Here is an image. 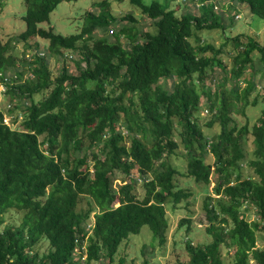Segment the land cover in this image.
Listing matches in <instances>:
<instances>
[{
    "label": "trees",
    "instance_id": "1",
    "mask_svg": "<svg viewBox=\"0 0 264 264\" xmlns=\"http://www.w3.org/2000/svg\"><path fill=\"white\" fill-rule=\"evenodd\" d=\"M62 1L72 0H25L26 28L15 40L44 38L54 55H62L64 49L79 51L76 73L64 65L53 78L47 56L39 52L31 61L24 56V64L17 63L12 42H3L0 34V83L8 79V94L17 99L16 103L10 99L6 113L12 122L22 118V128H13L0 110V264H101L103 260L110 264L121 243L140 234L144 225L152 230L153 241L165 244L166 204H179L192 194L175 182L180 168L171 156L180 145L188 159L184 174L209 185L216 173L219 196L216 204L209 196L204 205L212 241L196 246L187 241L190 259L182 264H226L223 246L234 250L232 264L253 260L264 264V249L257 247L256 235L264 231V109L252 130L247 123L239 126L232 116L264 102V43L252 34L227 38L236 51L228 71L220 58L225 44L217 48L199 38L190 41L195 27L225 28L223 20L211 18L217 14L210 1L202 2L211 8L202 15L178 16L156 0L149 4L129 0L156 30L138 31L134 25L116 32L111 28L114 40L105 35L94 38V30L108 32L117 22L106 1L100 3L99 14L88 12L87 26L80 33L62 35L41 27ZM235 1L264 19V0ZM125 18L136 21L131 14ZM121 36L128 39L127 46ZM26 64L31 76L24 80ZM215 66L227 74L212 86L207 83L212 80L208 70ZM248 67L249 76H244ZM257 74L263 78L260 90ZM48 90L35 101L36 94ZM203 97L206 111L212 114L207 126L218 124L220 129L211 140L197 115ZM207 150L213 162L207 161ZM244 164L255 177L243 174ZM116 172L134 174L117 191ZM139 177L146 189L143 199L134 193ZM82 195L92 199L86 210H78ZM245 204L256 208L253 223L242 212ZM10 209L23 213L21 222L3 227ZM180 224L187 231L191 228L189 218ZM44 240L50 249L40 253L38 246ZM84 249L87 258L82 261Z\"/></svg>",
    "mask_w": 264,
    "mask_h": 264
},
{
    "label": "rangeland",
    "instance_id": "2",
    "mask_svg": "<svg viewBox=\"0 0 264 264\" xmlns=\"http://www.w3.org/2000/svg\"><path fill=\"white\" fill-rule=\"evenodd\" d=\"M106 1L109 4V11L112 16L117 18V22L110 27L108 32L102 29L94 30V38L105 35L109 39L114 40L115 36L111 33V28L116 32L121 27H128L134 25L138 31L150 30L155 31V26L151 20L142 13L141 9L132 4L129 0H72L62 1L50 14L49 20L40 24L45 29L54 28V31L62 35H70L80 33L83 27L87 26L86 16L88 12L92 11L95 15L99 14L102 10L100 5L101 2ZM154 0H144L146 4L151 3ZM161 2L163 5L174 9L175 13L180 16L187 12H193L199 16L204 11H209L212 7L214 12L217 14L211 18L216 20H223L225 28L222 26L210 27L204 26L201 29L194 28L195 33L191 36L190 41H195L199 38L204 43H211L217 48H221L224 44L222 51L224 53L220 55V58L226 65L228 71H230L234 65L233 59L236 55V51L233 48L232 42L227 38L231 39L238 34H252L257 36L260 43H264V19L251 12L249 6L245 3L236 2L235 0H197V4L192 0H156ZM203 1H210L211 4L209 9L203 7ZM201 5V6H198ZM26 13L25 0H0V34L3 42H12L11 53L18 58L17 63H22L24 56H28V61L34 59L36 52H39L41 56L46 55L51 70L52 77L55 78L62 66L66 65L70 72L76 73V59L81 58L79 51L75 50H63L62 55H54L49 50V41L41 37H33L28 41L15 40L21 32L26 28L24 16ZM127 14L133 15L136 21H130L125 18ZM123 18V19H122ZM155 29V30H154ZM121 42L123 45H128V39L125 36H121ZM93 43V41H90ZM43 52V53H42ZM46 52V54H45ZM43 54V55H42ZM68 54L67 58L65 55ZM73 55V56H72ZM256 59V52L254 53ZM20 59V60H19ZM258 60V59H257ZM257 63V62H256ZM24 64V63H22ZM29 64L23 67L27 69L24 73L25 77L31 76ZM258 65V64H257ZM258 67V66H256ZM250 68L246 71L244 76H249ZM208 77L212 80L207 82L214 86L216 82L221 80V76L227 74L221 67L215 66L214 69L208 70ZM261 75H256L257 88L260 90L262 83L260 80ZM263 79V78H262ZM22 80V79H21ZM172 82L167 84L170 88ZM229 85V84H228ZM245 85V82L242 84ZM5 89V90H3ZM8 84L0 83V110L4 112L7 124L13 128H18L22 120L18 117L17 122H12L11 117L6 113L8 104L12 100L16 103L17 99H12L8 94ZM50 90L38 93L34 96L35 101L40 100L49 93ZM254 92L251 96V100L256 96ZM11 99V100H10ZM15 100V101H13ZM262 100V99H261ZM11 102V103H12ZM207 100L203 97L201 100L200 111L197 114L199 122L208 140H211L212 135L219 132V125L210 128L207 123L212 118L211 112H207ZM264 109V102L260 101L257 105H248L245 112H233L232 116L236 119L239 126L248 124L249 129L252 130V126L258 122ZM14 113H17L16 111ZM20 113V112H19ZM18 114V113H17ZM22 128V127H19ZM175 132V137L178 139ZM87 144L89 142L87 141ZM129 145V142H128ZM248 149L252 153L254 149L253 137L248 135ZM206 159L208 162H213L214 158L209 150L205 152ZM162 161V160H161ZM161 161H157L156 165H159ZM173 164L177 165L180 170L175 176L176 184L183 188L185 191H191L192 194L188 200H184L179 204L169 202L166 204L167 216L169 219V230L167 234V241L165 244L160 245L157 241H153V232L149 225H144L140 234H132L124 240L116 255L115 259L110 264H182L190 259L189 251L186 248V242L191 241L193 245L206 244L212 241V237L206 231L209 221L206 216L204 208L205 201L209 196H212L213 203L216 204L219 196L215 189L218 182V175L213 173L211 176L210 184L204 182H196L193 178L188 177L184 174L187 166V155L182 145L179 146L175 155L171 156ZM91 163V162H90ZM92 164V163H91ZM244 175L255 177V173L252 168L248 167L247 164L243 165L242 170ZM183 173V174H182ZM131 179L129 176L121 172H116L113 178V187L117 191L120 184L126 180ZM134 193L139 199H143L146 194L144 182L137 181ZM92 199L87 195L80 196L78 210H86L89 206H92ZM118 205L117 201L116 204ZM242 212L249 222L257 220L256 208L252 205L245 204L242 208ZM94 212L92 213V216ZM23 213L17 209H10L4 214L5 224L3 225H19L22 219ZM183 218H189L191 220L190 230H186V226H181L180 221ZM257 247L264 249V231L257 232ZM87 244L84 246L86 247ZM50 249L48 241L44 240L38 246L40 253H47ZM76 255V258H80L82 255V261L87 258V252L82 251L81 255ZM144 251V252H143ZM222 257L226 264H232L233 261V249H227L225 246L221 248ZM255 264L253 260L251 262ZM104 263V260L101 262Z\"/></svg>",
    "mask_w": 264,
    "mask_h": 264
},
{
    "label": "built area",
    "instance_id": "3",
    "mask_svg": "<svg viewBox=\"0 0 264 264\" xmlns=\"http://www.w3.org/2000/svg\"><path fill=\"white\" fill-rule=\"evenodd\" d=\"M184 2H186V0H183ZM199 1V0H198ZM197 0H195L194 2L197 4V2H198ZM200 2V1H199ZM201 3V2H200ZM203 4V3H202ZM198 6H201V5H198ZM112 31V30H111ZM43 53V52H42ZM43 55V54H42ZM6 81H8V79H6L5 80V82ZM5 82H3L2 84H6ZM3 90H5V89H3ZM7 120L5 119V122H6ZM7 123V122H6ZM83 248H85V246H83Z\"/></svg>",
    "mask_w": 264,
    "mask_h": 264
},
{
    "label": "clouds",
    "instance_id": "4",
    "mask_svg": "<svg viewBox=\"0 0 264 264\" xmlns=\"http://www.w3.org/2000/svg\"><path fill=\"white\" fill-rule=\"evenodd\" d=\"M2 93H3V92H2ZM2 93H0V94H2ZM133 176H134V174H131V175H130L131 178H132ZM141 179H142L141 177L138 178L139 181H142Z\"/></svg>",
    "mask_w": 264,
    "mask_h": 264
}]
</instances>
